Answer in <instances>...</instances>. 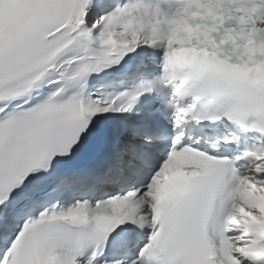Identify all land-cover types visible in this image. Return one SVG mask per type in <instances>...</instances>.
I'll list each match as a JSON object with an SVG mask.
<instances>
[{"label":"snow or ice","instance_id":"1","mask_svg":"<svg viewBox=\"0 0 264 264\" xmlns=\"http://www.w3.org/2000/svg\"><path fill=\"white\" fill-rule=\"evenodd\" d=\"M0 264H264V0H0Z\"/></svg>","mask_w":264,"mask_h":264}]
</instances>
